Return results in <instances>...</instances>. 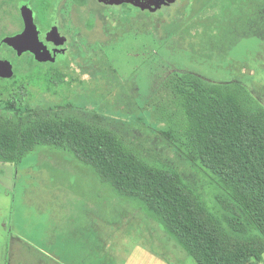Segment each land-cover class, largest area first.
<instances>
[{"label":"rangeland","instance_id":"rangeland-1","mask_svg":"<svg viewBox=\"0 0 264 264\" xmlns=\"http://www.w3.org/2000/svg\"><path fill=\"white\" fill-rule=\"evenodd\" d=\"M201 6L202 0H181L167 16L152 18L150 34L120 35L100 51V67L68 68L72 83L54 86L59 94L45 93L42 101L81 107L65 112L118 131L148 160L178 171L211 204L216 185L160 133L170 123L178 126L170 119L177 111L167 82L188 73L210 84L236 83L264 105V42L248 37L219 52L201 48L199 23L169 34L172 22L205 18ZM1 19L0 41L15 31ZM2 56L16 77L32 63L0 44ZM47 67L37 64L41 71ZM15 79H0V86ZM0 264L196 262L140 204L115 195L72 156L41 146L18 164L0 162Z\"/></svg>","mask_w":264,"mask_h":264},{"label":"trees","instance_id":"trees-1","mask_svg":"<svg viewBox=\"0 0 264 264\" xmlns=\"http://www.w3.org/2000/svg\"><path fill=\"white\" fill-rule=\"evenodd\" d=\"M198 13L207 15L172 22L169 34L200 25L201 48L219 52L248 37L264 42V0H202ZM68 76L67 69L41 71L32 62L20 77L0 78H16L0 86V162L18 164L41 146L64 152L115 195L140 204L196 264L262 263V103L236 83L210 84L188 73L168 79L177 111L170 119L178 126L160 133L216 185L210 204L178 171L148 160L118 131L65 112L81 107L66 100L46 105L43 94H59L54 86L70 85Z\"/></svg>","mask_w":264,"mask_h":264},{"label":"flooded vegetation","instance_id":"flooded-vegetation-1","mask_svg":"<svg viewBox=\"0 0 264 264\" xmlns=\"http://www.w3.org/2000/svg\"><path fill=\"white\" fill-rule=\"evenodd\" d=\"M180 1L164 0L156 6L151 0H0V16L9 29L15 28L3 37L15 35L25 28L24 12L28 8L36 29V48L47 52L50 59L38 60L29 51L21 55L36 64L64 70L100 67L101 50L112 48L114 40L127 32L150 34L152 18L167 16Z\"/></svg>","mask_w":264,"mask_h":264},{"label":"water","instance_id":"water-1","mask_svg":"<svg viewBox=\"0 0 264 264\" xmlns=\"http://www.w3.org/2000/svg\"><path fill=\"white\" fill-rule=\"evenodd\" d=\"M164 0H151L152 4L156 6ZM173 2L175 0H167ZM24 12L25 28L21 33H17L11 36H5L1 39V43H5L16 51L17 55H21L25 51H29L34 54L38 60L50 59V56L46 52H42L36 48L37 34L32 19L31 11L26 8ZM14 74L13 65L7 58H0V78H10Z\"/></svg>","mask_w":264,"mask_h":264}]
</instances>
